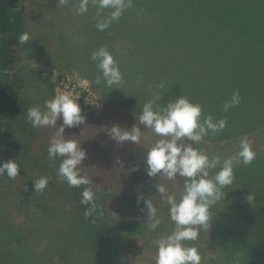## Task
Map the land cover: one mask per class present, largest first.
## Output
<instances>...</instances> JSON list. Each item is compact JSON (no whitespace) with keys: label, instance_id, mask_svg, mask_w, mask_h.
Here are the masks:
<instances>
[{"label":"trees","instance_id":"trees-1","mask_svg":"<svg viewBox=\"0 0 264 264\" xmlns=\"http://www.w3.org/2000/svg\"><path fill=\"white\" fill-rule=\"evenodd\" d=\"M29 1L0 0V164L14 159L20 165L15 179L0 176V199L18 200L24 208L21 220L7 221L3 227L0 259H8L9 264H113V254L119 243L127 242V234L135 235L149 224L143 200L146 198L160 211L159 203L147 195L155 184L166 185L169 194L179 196L183 191V177L169 181L147 176V149L159 137L138 121L143 104L156 95L161 97L156 101L160 106L183 95L200 104L204 116L227 121L222 131L209 133L194 143L195 148L223 160L237 156L240 142L247 140L256 153L248 165L237 157L233 184L223 189L225 197L210 209L209 229L201 230L197 240L185 244L198 249L201 264H233L236 254L241 264H264V0H148V4L140 6L131 3L104 30H99L97 23L106 19L112 9H99L90 0L92 16L87 28L95 27L96 38L87 40L85 30L73 37L94 43L82 48L88 58L106 47L119 64L123 80L112 88L103 80L96 84L100 72L95 61L85 69L76 65L102 98L99 108L80 106L82 114L92 119L85 136L89 144L87 157L78 166L90 183L80 187H69L57 175L61 157L53 161L48 156V140L55 129L32 128L27 120L30 107L43 110V99L54 95L53 86L47 94L48 90L35 86L33 79L29 83L20 69L24 45L18 36L29 33L30 43L35 24L28 10ZM59 10L57 14H61L60 7ZM55 28L53 24L52 31ZM43 31L48 32V27ZM63 33L64 29L61 33L59 29L54 31L56 39ZM71 50L72 45L66 53L70 59ZM40 53L47 55L50 51ZM161 83L163 88L159 87ZM237 90L240 103L225 112L223 104ZM24 120L30 132L25 142L21 135L26 129L21 127ZM135 123L142 130L140 144H118L108 135L113 124L130 129ZM70 133L65 138L76 136ZM32 155L34 161L27 162ZM101 157L107 162H99L104 165L99 174L93 164ZM134 162H139V167L133 166ZM35 165L34 173L39 174L36 179L44 176L49 180L40 192H35L33 182L26 177L29 172L25 173ZM218 170L219 167L210 170V175ZM20 188L25 191L23 198L18 194ZM85 189L94 192V209L91 204L81 203ZM250 193L254 196L251 203L246 199ZM137 197H141L139 204ZM119 207L129 210L120 213ZM86 211L90 214L86 215ZM173 228L174 222L161 220L149 232L158 236ZM206 230L217 238L216 256L211 260L204 257L198 243ZM35 233L46 240L40 251L33 247ZM0 264L4 263L0 260Z\"/></svg>","mask_w":264,"mask_h":264},{"label":"clouds","instance_id":"clouds-1","mask_svg":"<svg viewBox=\"0 0 264 264\" xmlns=\"http://www.w3.org/2000/svg\"><path fill=\"white\" fill-rule=\"evenodd\" d=\"M89 0H80L77 11H87ZM99 9L110 8L112 11L102 22L97 23L99 30H104L111 21L119 19L122 12L131 7V0H93ZM61 4L67 0H60ZM100 14L99 12L97 13ZM19 43L25 45L30 40L27 32L18 36ZM96 62L100 75L95 83L103 82L109 88L122 83L123 75L119 64L106 47H100L91 55ZM163 88V83L159 85ZM161 99L156 95L143 104L138 116L139 125L151 129L159 137L154 145L147 149L145 161L147 176L150 178L161 176L166 180L175 181L176 177H183V191L169 194L164 184H155V190L161 194L169 206V215L174 228L166 234L158 235L151 240L156 249L155 264H201V254L195 246L189 247L186 241L198 239L201 230L209 229L212 219L210 209L225 197L223 189L233 184L234 161L237 157L243 164L248 165L256 158L247 140L240 142L237 156H230L221 160L219 155L209 157L203 151L193 147L211 133L216 135L227 124L226 119L214 120L212 116L202 114V106L191 102L187 97L179 95L175 100L169 101L166 106L156 103ZM241 101L238 90L232 95L230 101L223 104V110L237 106ZM27 120L33 128L50 127L55 129L49 141L48 156L55 161L61 157L57 175L63 178L69 187L88 185L89 179L80 174L79 165L86 159L87 153L80 143L74 139H65V129L73 128L84 123L85 116L77 100L70 93L61 92L45 102L44 109L39 106L27 110ZM59 122V123H58ZM137 124L128 129L119 124H113L108 129V135L118 144L131 142L140 144L142 138L141 127ZM219 170L210 176V170ZM20 165L9 159L0 164V176L15 179L19 175ZM49 183L47 177L41 176L33 180L35 192L43 191ZM251 203L254 200L252 193L246 197ZM141 197H137V203ZM84 204H91L95 208L94 192L85 189L82 192ZM146 216L149 228L155 230L161 220L157 218V208L146 198ZM144 211V209H142ZM90 213L86 211V215ZM233 264H241L239 254L234 255Z\"/></svg>","mask_w":264,"mask_h":264},{"label":"rangeland","instance_id":"rangeland-1","mask_svg":"<svg viewBox=\"0 0 264 264\" xmlns=\"http://www.w3.org/2000/svg\"><path fill=\"white\" fill-rule=\"evenodd\" d=\"M80 0H67V3L61 4L60 0H30L28 4V10L31 18L35 21L34 27L32 28L31 36L32 41L24 45L22 51V63L20 66L21 70H24L25 77H28V82L32 83V79L35 81V86L43 87L47 94L50 93L51 86H53L54 95L61 92H67L72 95L74 99L77 100L80 106H92L94 108H99L102 105V98L96 93L94 85L89 77L85 76L79 67L83 69L88 68L90 64L94 63L91 58H88L82 52L83 46H91V41L79 40L76 41L74 34H78L80 31L85 30V37L87 40L96 38L95 27H88L90 16H92V4L88 2L87 11L84 13H79L77 8L79 6ZM132 4L135 5H144L148 4V0H131ZM61 8V14H57L58 8ZM73 14L72 17L68 20H64L63 16H68ZM53 24L56 28L52 31ZM48 27V32L43 31ZM56 29L60 30V33L64 29L63 36L56 39V34L54 31ZM77 31V32H76ZM75 41V42H74ZM72 45V56L71 59L68 57V47ZM49 50L50 53L45 55L40 53L42 50ZM67 53V54H66ZM61 55V58H60ZM88 55V54H87ZM63 58V59H62ZM70 60L71 63L68 61ZM78 65V66H76ZM41 74H39V73ZM37 73L39 78L36 81ZM40 80V81H39ZM43 99L44 106L45 102L50 100ZM91 117V116H90ZM25 121V122H24ZM22 121L21 127L26 128L21 134L23 137V142L27 140V136H30L29 132V123L26 120ZM24 122V123H23ZM92 122L91 118L85 116V121L83 124L73 127L66 128L65 134H71L73 132L76 134L77 128H81L80 132L78 131L76 136H70L65 139H74L81 144L83 149L86 150L89 146L86 145L85 136L87 134V128H90L89 124ZM59 123V122H58ZM23 125V126H22ZM28 128V130H27ZM33 128V127H32ZM41 128H50V127H41ZM97 128V127H96ZM69 131V132H68ZM55 133V132H54ZM54 135V134H53ZM50 140H48L49 143ZM35 143V142H34ZM32 144V147L34 146ZM86 146V147H84ZM193 147L195 145L193 144ZM33 149V148H32ZM35 156H31L27 162L32 163ZM104 157L97 158V163H94L95 171L99 174H102L103 164L99 162H107L103 160ZM139 162L133 163V166L139 167ZM33 167L30 168V171L26 175L28 182H33L38 177V173ZM108 174V173H105ZM211 176V175H210ZM8 179V178H7ZM157 191L155 187L153 191L147 193L153 199V201L158 202L160 206L157 210V218L162 221L170 222L169 215V206L166 201L160 200L157 197ZM20 193V194H19ZM18 194L21 198L24 197L25 191L22 188L19 189ZM1 200V199H0ZM129 209L119 207L118 211L122 213ZM24 208H21L20 201L15 200L2 201L0 203V235H2V230L7 221H15V223L22 219ZM149 224L146 227H143L137 230L135 235L127 234L129 238L126 243H119L117 253L113 254L112 263L113 264H154L156 259V249L152 247L150 241L157 237L149 232ZM134 232V231H133ZM161 234H166L161 231ZM34 249L41 250L43 246L46 245V240L41 239L38 233H35L33 238ZM204 257L207 260L215 258L217 249V238L211 233L210 230H206L204 234L199 238L198 241ZM1 245V242H0ZM10 248V247H9ZM11 250V249H10ZM4 264H9L8 259H0ZM210 262V261H208ZM244 263V262H243ZM263 263V262H262ZM246 264V263H244Z\"/></svg>","mask_w":264,"mask_h":264},{"label":"built area","instance_id":"built-area-1","mask_svg":"<svg viewBox=\"0 0 264 264\" xmlns=\"http://www.w3.org/2000/svg\"><path fill=\"white\" fill-rule=\"evenodd\" d=\"M79 105H81V103Z\"/></svg>","mask_w":264,"mask_h":264}]
</instances>
